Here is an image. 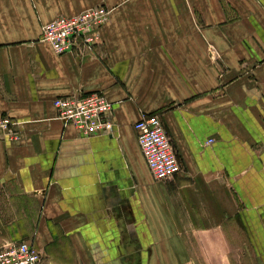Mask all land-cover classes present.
Listing matches in <instances>:
<instances>
[{"label": "crops", "instance_id": "1", "mask_svg": "<svg viewBox=\"0 0 264 264\" xmlns=\"http://www.w3.org/2000/svg\"><path fill=\"white\" fill-rule=\"evenodd\" d=\"M104 4L102 44L56 55L41 25ZM100 92L111 135L53 100ZM157 114L182 171L152 178L133 124ZM0 249L41 264H264V0H0ZM213 143L205 146L207 139Z\"/></svg>", "mask_w": 264, "mask_h": 264}, {"label": "built area", "instance_id": "2", "mask_svg": "<svg viewBox=\"0 0 264 264\" xmlns=\"http://www.w3.org/2000/svg\"><path fill=\"white\" fill-rule=\"evenodd\" d=\"M111 9L104 4L85 9L74 16L60 15L41 25L39 40L50 45L56 55L84 56L102 44V29ZM57 118L63 125L73 126L78 134L89 137L95 134L111 135L115 126L112 120V102L103 93H77L53 100ZM19 122L9 116H0V140L18 141ZM139 149L152 178L170 181L182 171V163L171 137L157 114L142 113L133 124ZM213 143L209 138L205 146ZM41 252L31 243L20 241L0 249V264H41Z\"/></svg>", "mask_w": 264, "mask_h": 264}]
</instances>
